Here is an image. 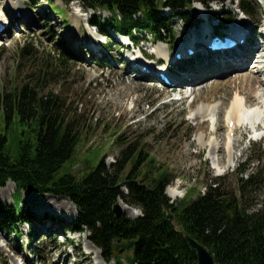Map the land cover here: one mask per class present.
<instances>
[{"label":"rangeland","instance_id":"rangeland-1","mask_svg":"<svg viewBox=\"0 0 264 264\" xmlns=\"http://www.w3.org/2000/svg\"><path fill=\"white\" fill-rule=\"evenodd\" d=\"M9 1L19 3L15 4V9L20 5V11L15 12ZM38 1L35 5L31 0H0L1 15L13 19L11 31L0 37V100L16 85L35 82L40 69L47 66L49 76L43 92L52 91L62 97L70 115L84 128L72 169L74 173L80 172L89 154L97 160L103 157L109 169L128 143L138 142L172 170L175 179L166 192L169 188L182 191L183 196L177 199L167 193L171 201L177 203L191 190L195 197L205 193L213 178L222 177L231 185L238 172L248 165L256 170L264 164L262 50L251 54L246 64L236 70H228L231 69L229 64L215 68L208 58H203L200 66V57H197L189 64L177 62L172 66L177 77L190 81L172 86L158 79V72L166 71L167 61L174 60L179 50L185 56L196 36L203 38L211 34L215 26L225 24L228 17L234 18L233 23L221 32H231L241 25L254 28L250 42L259 37L254 43L260 45V39L264 40L260 35L264 31L263 0H248L261 11L254 23L238 10V2L195 0L189 11L195 18L190 26L181 16L174 18L170 21L171 32L161 42H154L151 34L144 30L141 33L134 30L139 39L128 51L122 49L113 28L106 26L100 31L91 23L101 21L108 25L113 20L111 13L87 8L77 0L70 4L55 0L53 7L60 6L55 10L49 8L48 0ZM16 13L27 14L28 18L22 17L24 20L15 23ZM174 14L170 9L161 13L164 18ZM67 23L69 29L65 26ZM73 34H78V40L71 38ZM110 36L115 40L111 41ZM61 59L67 64L63 65ZM160 59L167 61L157 64ZM143 67L150 72L142 71ZM224 70L227 74L222 75ZM52 72H56V76L50 74ZM242 73L248 76L243 82L238 81V88L236 83L223 86L230 75ZM237 94L247 99V107L259 112L260 118L254 125L247 123L234 130L229 128L228 115ZM204 107L210 108L209 113L199 111ZM206 120L210 121L209 130L221 126L211 137L204 133ZM120 136L123 139L115 145L114 141ZM121 190L127 193L126 188ZM16 191V184L11 181L0 187V210H10L15 205ZM263 198L262 191L260 200ZM37 202L41 206L49 205V209L43 208L45 212L39 213L34 209ZM120 202L127 205L121 199ZM61 203L68 208L59 211L51 207ZM21 205L31 222L17 221L20 231L17 236L11 226L6 225L5 217H0V264H115V261L105 260L101 249L90 241L88 232H72L77 226L78 212L68 198L24 192ZM139 211L137 216L127 212L124 215L136 219L141 216L142 211ZM61 221L64 224L58 225ZM120 253L126 260L129 250Z\"/></svg>","mask_w":264,"mask_h":264},{"label":"trees","instance_id":"trees-1","mask_svg":"<svg viewBox=\"0 0 264 264\" xmlns=\"http://www.w3.org/2000/svg\"><path fill=\"white\" fill-rule=\"evenodd\" d=\"M38 4V0H31ZM55 0H48L53 9ZM70 4L76 0H64ZM87 8L113 14L108 25L93 21L101 31L106 26L131 35L134 30L150 33L153 41H163L170 33V20L161 13L170 9L188 24L195 0H77ZM226 3L239 1V9L255 19L258 9L248 0H206ZM142 16V17H141ZM169 20V22L166 21ZM230 20V19H229ZM113 22V23H112ZM70 28V24L67 25ZM63 65L67 64L61 59ZM49 68L44 66L33 83L16 85L0 100V187L16 184L15 205L1 209L7 226L16 234V222L26 221L22 194L33 192L68 198L78 212L74 231H86L90 241L107 262L117 261L114 242L137 240L123 264H198L196 251L189 248L167 214L170 208L189 235L205 245L218 264H264V164L239 171L234 184L213 178L205 193L187 196L175 203L166 194L175 177L138 142H131L107 168L104 158L85 156L83 168L73 172L83 126L70 115L63 98L44 93ZM56 76V72L50 73ZM122 136L116 138L120 144ZM124 144V143H121ZM90 151V150H89ZM88 151V152H89ZM126 188L127 193L121 189ZM142 210L143 216L118 218L113 206L118 200ZM61 223H63L61 221ZM117 264V263H115Z\"/></svg>","mask_w":264,"mask_h":264},{"label":"bare ground","instance_id":"bare-ground-1","mask_svg":"<svg viewBox=\"0 0 264 264\" xmlns=\"http://www.w3.org/2000/svg\"><path fill=\"white\" fill-rule=\"evenodd\" d=\"M15 4H19V3L13 2V1L11 3V1H9V5L13 8V10L15 12L18 11V10L20 11V5L17 6L18 7L17 9H15ZM22 15L18 16V18H22V17L28 18L27 16H24V14H22ZM204 18H206V17H204ZM254 30H255L254 28L253 29H251V28L247 29L246 28V29L242 30V32H240L241 33L240 34L241 38H244L246 40V44L244 46H239L235 50H227V51H223V52H219V51L212 52V51H209L208 56H204V58L212 59V63L216 65L215 68L224 67V66H227L228 64H229V66H231V69H228L230 71H232V68L234 70L241 68V66L246 64L247 60H249L251 58V54H254L257 50H262L263 53H264V45L260 44L262 46L260 48V45L255 46V43H254L255 41L259 40V37L254 42H253L254 39H252V41L250 42L251 36L254 35V32H255ZM73 35H75V36H73ZM73 35L71 36V38L74 37L75 40H78L77 39V38H79L78 34H73ZM260 35H261V37L264 38V32L261 33ZM210 36H211V34L205 35L202 39H200L199 37L196 36V38L193 41H191L190 45L192 47H194L196 50H199V52H202L205 49V47H206L205 42L210 40ZM203 39H205V40H203ZM259 42L262 43L261 41H259ZM262 58H264L263 55H262ZM200 59H201L200 60V66H202L203 58H200ZM235 60H237L240 63L236 64ZM208 64H209V62H207V65ZM168 68H166V69H168ZM168 71L173 76L174 85L190 81V80H183L182 78L177 77L179 75L178 74L175 75L174 71H171L170 69ZM254 71H255V69H254ZM226 72H227V70H224L222 72V75L223 74H227ZM251 72H253V71H251ZM247 76L248 75L245 74V73L235 74L233 76L230 75V77L227 76V77H229L227 80H225V81L223 80L224 82L222 84H223V86L227 85V87H229L228 86L229 84L236 83L237 84L236 87L238 88L239 87L238 84L243 82L244 79ZM211 78H210V80H211ZM254 78L257 79L256 76ZM196 80L197 79H195L194 81H196ZM198 80H200V79H198ZM238 81H239V83H238ZM213 82H216V81H213ZM206 84L209 85V83H206ZM206 84H205V86H206ZM240 90H241V88H240ZM246 104H247V99H245V98L241 97V95L239 96L237 94L236 98L234 100L233 106H232L231 110L229 111V115H228L229 116L228 117V122H229L230 127H232V129L235 130L236 128L238 129L239 127H244L247 123H248V125L249 124L250 125H254V124L257 123L256 121H258V119L260 118L259 112H257L256 110H253L252 108L251 109L248 108ZM263 104H264V100H263ZM204 108L200 109L199 111H204V114L205 113H209L210 108H208V107H206L205 109ZM209 122L210 121L206 120L203 123L204 124V128H205L204 129L205 130L204 133H205L206 137H211L212 135H215L221 129V126H216L214 129L209 130L208 129ZM261 130H262V128H261ZM200 153H202V152H200ZM167 193H168L169 196H171L174 199H177V198L183 196V192L179 191L176 188H169ZM121 205H122L123 209L125 208L124 209V210H126L125 212H127L130 216L140 215L139 209H134L132 207H129L128 205L122 204V202H121ZM55 206L53 205L51 207H53L55 210H59V211L64 209V208H68L66 206V204H64V203H61L58 206H56L57 208ZM43 208H48L49 209V205L46 204V205L41 206V204H39V202H37L34 205V209L37 210L39 213H44L45 212V209H43ZM34 217H32V219H35ZM36 217H38V216L36 215ZM26 221L31 222V220L29 218L26 219Z\"/></svg>","mask_w":264,"mask_h":264},{"label":"water","instance_id":"water-1","mask_svg":"<svg viewBox=\"0 0 264 264\" xmlns=\"http://www.w3.org/2000/svg\"><path fill=\"white\" fill-rule=\"evenodd\" d=\"M164 211L167 214V219L172 222L175 230L184 236L189 248L196 251L197 258H198V264H218L215 260L214 255L209 251V249L205 245H203L197 239L193 238L181 226H179V224L177 223L176 217L170 208L165 207ZM113 213L115 217H118V218L122 217L125 214V210L123 209L120 201L117 202L113 206ZM141 216H142V213H141ZM137 243L138 241L135 239L134 240H122L119 244L115 242L113 244V252L119 253L120 251H123V250H130L134 246H136ZM117 263L123 264V260L118 259ZM130 264H136L135 260L132 259Z\"/></svg>","mask_w":264,"mask_h":264}]
</instances>
